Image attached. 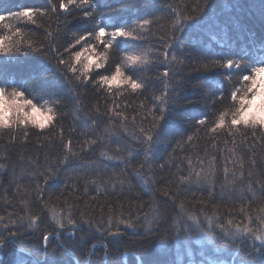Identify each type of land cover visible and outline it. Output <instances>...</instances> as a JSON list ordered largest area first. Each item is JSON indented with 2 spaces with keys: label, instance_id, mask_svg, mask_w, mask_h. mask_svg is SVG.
<instances>
[{
  "label": "trees",
  "instance_id": "trees-1",
  "mask_svg": "<svg viewBox=\"0 0 264 264\" xmlns=\"http://www.w3.org/2000/svg\"><path fill=\"white\" fill-rule=\"evenodd\" d=\"M91 2L96 12L110 14L116 21L128 25L126 30L133 31V36L144 37L142 40L132 37L117 38L118 49L111 52L106 68L94 69L92 76L98 79L97 72L111 74L113 66L120 63L125 74L138 77V82L147 77V90L140 96L139 91L132 93L130 88L124 86L114 88L112 94L108 95L103 88L97 91L89 84L88 93L84 95L83 103L76 104L74 114L71 102L76 93L72 89L78 82L69 80L72 73L67 71L66 65H58L56 57L59 53H54L39 43L45 38V28L38 25L41 22L49 25V31H54L59 25L62 33L59 45L60 51L63 52V45L71 41L73 34L91 29V25H86L83 18L87 9H73L69 13L61 14L59 21L55 18L49 20L45 16L32 23L15 17L14 13L25 8L41 9L46 6V0L0 2V14L6 16L4 21H0V25L8 24L11 29L21 32L20 36L13 37V42H20L19 51L7 55L0 54V85L23 92L25 98L32 100L38 107L48 106L69 113L65 115L62 123L65 136L72 137L78 152V156L69 162L57 164V149L44 147L46 142L43 135L51 130V125L43 131L29 126L27 130L32 134L30 142L23 144L20 141L10 143L9 136L4 135L0 141V163L6 165L4 169H0V215L6 219L4 224H0V234L8 237L11 230L17 232V235L9 238L6 246L0 247V264H50L53 257L45 252L46 247L48 253L56 249L55 259L58 264H264V252L261 251L264 245L260 240L254 239L246 232L231 235L248 222L239 211L241 201L234 195L235 186L231 183L225 185V157L233 161L228 167L236 171L238 179L241 161L243 171H248L247 159L241 157L238 152L233 155L227 151L232 147L228 144L224 151L217 154L218 172L213 177V185L195 183L194 175L191 185L179 182L181 172L184 175L189 174V158L196 171H200L196 165L198 159L205 155L202 149L207 146L208 151H216L211 148L209 138L204 132H200L199 138L197 137V129L200 127L197 118L202 117L206 109L196 101L206 89L193 88L192 85L223 87L228 79L225 73L235 71L213 67L209 72H197L194 68L208 64L212 59L223 63L227 58L243 59L249 65L261 66L260 63L264 62V0H183L181 7L186 11L182 18L181 31L176 33L175 40L168 17L174 12L171 5L180 4L181 0ZM143 19L153 21L149 32H141L137 28L138 24L143 23ZM177 19L179 21L181 18ZM102 22V19L97 20V23ZM10 35L12 32L9 28L0 27V36ZM108 38L110 37H105ZM165 40L173 44L171 49L166 47ZM29 43L33 48L41 47L42 51L37 52L29 48ZM97 50L102 51L103 45L97 44ZM129 51L146 55L150 65L123 66L125 54ZM163 52L170 53V61L172 56H177L178 61L182 63L172 61L174 66L170 68L169 63L159 62L163 60V56L158 54ZM67 58L65 53V59ZM145 68H148L147 72ZM165 71H170L171 76L175 78L172 84L163 78ZM232 81L235 83L236 78L232 77ZM177 82L182 85L176 90L181 103L172 106L173 118L166 137L170 143L152 146L140 142L139 128L150 127V117L146 120L142 115L137 116L134 110L139 104L137 100L133 102V107L125 112L128 117L126 121L113 117L114 121L127 124L126 129L116 132L110 140L92 147L85 145L83 151L79 150L80 145L76 142L82 143L85 138H94L89 127L97 118L94 108L91 107L94 93L105 97L111 107L115 105L110 102L119 98L121 108L116 110L122 111L124 104L132 101L134 96H140L149 106L159 103L153 101L151 93L155 92L156 96H160L166 85L171 90ZM236 87L241 85L237 84ZM104 105L105 100H101V111L104 110ZM133 116H137L135 122L131 119ZM71 128L76 130L71 131ZM23 131V128H18L15 134L19 136ZM102 134L108 135L104 132V126L96 130L95 136ZM189 135L193 136L192 141L187 140ZM37 136H40L38 142ZM93 147L96 148L95 152ZM220 147L223 148L224 145ZM149 148L152 151H149ZM127 150L131 151L132 157L128 156ZM101 151L113 159L102 157ZM126 158L132 159V166L125 167ZM255 158L258 167L254 171L258 174L259 165H264V152L259 147L256 149ZM101 160L103 164L99 163ZM146 160L153 162L141 171L147 172L154 181L147 187L141 183L135 172V168ZM94 163L97 168L104 169L103 175L98 172L95 176L99 188L84 179L85 172H92ZM51 168H55V171L51 172ZM45 171L50 174H42ZM120 180L125 181V189L128 188L127 181H131L133 191L130 194H119ZM112 184L117 185L116 193L112 192ZM105 188L106 191L100 190ZM165 190L169 193L167 196L163 194ZM25 196L30 201L28 207L41 216H47L42 227L49 231L55 226L52 210H55L58 217L64 218L69 210L77 216L82 212L90 213L96 220L103 217L105 227L110 217L114 224L118 219L135 221L138 214L143 217L145 212L149 213V220H154L160 214L163 218L151 225L137 224L135 230L119 224L123 235L115 237L101 236L99 233L88 234L87 225H83L82 230H77L76 235L72 237L67 231H63L62 236L56 235L57 239L55 235H50L46 245L39 238L38 231L26 230L20 223L10 224L7 219L14 211L19 216L27 214L23 202ZM149 204L150 207H145ZM243 206L248 208L253 216L264 215L260 206L249 208L247 201L243 202ZM229 218L235 221L233 225L227 224ZM12 219H16V216ZM23 224L26 226L27 220H24ZM251 226L255 228L254 224ZM67 227L70 226L66 224ZM149 227L151 231H148Z\"/></svg>",
  "mask_w": 264,
  "mask_h": 264
},
{
  "label": "snow or ice",
  "instance_id": "snow-or-ice-1",
  "mask_svg": "<svg viewBox=\"0 0 264 264\" xmlns=\"http://www.w3.org/2000/svg\"><path fill=\"white\" fill-rule=\"evenodd\" d=\"M2 2V0H0ZM183 0L180 4L174 3L171 7L174 8V12L168 17V22L172 26V36L173 40L176 38V33L181 31V25L183 23L185 8H182ZM199 7V5H197ZM73 9H87L84 11L83 18L86 25H91V29L80 31L77 34H73V37L69 43L63 45L64 51H60L59 38L61 36V30L59 25L56 26L54 31H49V25L41 22L38 26L45 28V38L40 41V44L44 45V48L51 50L54 53H59L56 57L58 65H66L67 71L72 73V77H69V80H74L78 82L77 86L72 90L76 93L72 104V113H75V106L78 103H83V97L88 93V86L91 84L93 89L97 91L103 88L108 95H111L114 88H121L127 86L131 89L132 93L140 92V96H143L147 90L146 79L140 80L138 82V77H134L132 74H125L124 69L121 67L120 63H117L113 66L111 74H101L97 72L98 79L95 76H92L93 70L105 69L106 65L110 59V54L114 49H118L119 41L117 38L123 37H132L133 39L142 40L144 37L142 35L133 36V31L126 30L128 25L122 24L115 20L113 16L108 13H99L95 11V8L91 0H46V6L41 9L35 8H25L14 13L15 17L25 19L26 21L36 23L37 18H43L47 16L49 20L55 18L57 21L60 19V15L64 13H69ZM178 17L181 19L178 21ZM6 16L0 14V21H4ZM98 19H102V23H97ZM153 21L148 19H143V23L138 24L137 28L141 32H149V26ZM0 27L9 28L12 32L10 36H0V54H10L14 51H19L18 44L19 41L13 42L14 36H20V30L11 29L8 24H2ZM114 29L113 31H108V29ZM135 30V29H134ZM110 37L105 39V37ZM95 41L96 43H93ZM97 44L103 45V50H97ZM166 47L171 49L173 44L168 43L165 40ZM29 48H33L31 43L28 44ZM73 49L75 51L73 52ZM34 51H42L41 47L37 46L33 48ZM151 51V49H149ZM65 53H67V59H65ZM158 55L163 56V60L159 61L161 63H169L170 68L173 67L172 61H177V63H182L178 61L177 56H172L171 61L169 60V52H163ZM125 59L131 65H150L149 59L140 55H129ZM261 66L249 65L243 59H232L227 58L225 62H218L216 59H212L208 64H201L194 68L197 72H209L215 68H223L229 70H235L225 73V76L228 78L227 83L223 87L214 88L212 85L208 84H194L193 88L204 87L206 89L205 93L201 98L196 101L198 104H202L206 111L202 114V117L197 118V124L200 126L197 129V137L199 138V133L204 132L205 135L209 138V144L212 149L216 151H208V147L205 146L202 151L205 155L202 159H198L196 167H199L201 170L196 171V168L193 167L192 160L188 159V175L180 173V183L191 185L193 183V175L196 177L195 183L200 185L211 186L215 183L213 179L214 175L218 172V157L217 154L221 151H224L228 144H231L232 147L228 148L227 151L235 155L237 152L240 153L241 157L247 159L248 161V171L245 173L243 171V162L240 163V177L239 179L236 176V171L228 167L229 163H233L232 160H229L225 157V164L223 167V174L225 179V185L228 183L233 184L234 195L237 196L241 201V207L239 209L243 218L247 219V225H241L237 228L236 232L231 233L232 236H235L236 233L246 232L249 236L254 239L260 240L261 244L264 245V215L253 216L248 208L243 206V202L247 201L250 207L260 206L261 210L264 211V165H259V173L257 174L254 169L258 167V162L255 158V153L257 147L264 152V62L260 63ZM247 69V72H245ZM145 72L148 71V68L144 69ZM163 78L169 81V84L175 80L171 76L170 71H165L162 74ZM232 77L236 78L235 83L232 81ZM159 78V77H158ZM240 84L241 87L237 88L236 85ZM230 86V87H229ZM182 87V85L177 82L175 83L171 90H169L168 85H166L165 90L162 91L160 96H156L155 92L151 93L153 101H159L152 106H149L144 100L140 99V96H134L132 101L127 104H124L122 111H117L116 109L121 108V101L119 98L113 99L110 103L114 104L115 107L109 106V102L103 96H97L93 94V103L91 105L94 108L97 118L93 120V125L89 126L94 138L87 139L85 138L83 142H76L80 145L79 150L83 151L84 146L89 147L95 146L98 143L103 141L110 140L116 134L127 128V124L120 123L119 121H114L113 117L122 118L127 120L128 117L125 115L127 109L133 107V102L139 100L138 107L134 110L137 113V116H144L150 127L145 128L140 126V142L147 143L148 145H159L170 143L166 139L168 134L169 125L173 118L172 106L179 105L180 99L177 95L176 90ZM17 91V90H16ZM21 95H24L23 92L18 91ZM105 100L104 110L101 111L100 101ZM231 101L229 104L228 102ZM210 102V104H209ZM192 103V101H188ZM52 113V118L45 124L31 125L33 128L40 130H46L51 125V130L47 131L43 135V139L46 142L44 144L45 148L51 146L52 148L57 149L58 155L56 156V162L66 163L69 162L73 157L78 156V152L74 145L73 139L71 136H65V130L63 126V119L65 115L69 113L61 112L60 109L54 110L52 107L48 109ZM217 113H219L217 115ZM137 116H133L131 119L135 122ZM106 118V119H105ZM101 126H104V132L108 135L95 136L96 130L100 129ZM29 126H24L22 123L19 127L10 125L8 122H5L3 125H0V129H9L11 131L5 132L0 131V141L3 140L4 135L9 136L10 143H16L20 141L22 144L24 142H30V136L32 134L27 130ZM18 128H23L24 131L17 136L15 130ZM75 128H71V131H75ZM251 130V131H249ZM85 136L87 133H83ZM237 137L239 139L237 140ZM40 140V136H37V142ZM188 141L193 140V136H187ZM116 142V141H114ZM224 145V147H220ZM247 146V147H246ZM92 150L95 152L96 148L93 147ZM128 151V156L132 157L130 150ZM149 151H152L149 148ZM102 157H106L108 160H112V156H107L103 151L100 152ZM153 159H155V153L153 152ZM153 161L146 160L140 163L138 168H135V172L138 178L141 179L146 187L149 186L154 181L148 175L147 172H142L141 170L145 167H148ZM100 164H103V161H99ZM125 167L132 166V159L126 158ZM205 164L207 170H205ZM4 163H0V169L5 168ZM163 168L164 165H161ZM51 172L55 171V168H51ZM104 169L97 168L96 163L92 165V172H85L84 179L89 180L93 185H97V180L95 179L96 174L99 172L103 175ZM44 175H49V171L42 173ZM229 176L231 179L229 180ZM125 181L120 180L119 194L124 195L126 193H131L133 191V185L131 181H127L128 188L123 187ZM224 185H222L223 187ZM99 188V185H97ZM106 191L107 189H100ZM112 192H117V185L112 184ZM164 195H168V191L165 190ZM23 202L26 205V215L19 216L15 211L7 217L10 224L20 223L21 227L27 229H32L33 231H38L40 233V239H42L45 244L49 242L50 235H63V231H67L69 236H75L77 230H82L83 225H87L88 234L94 235L99 233L101 236H119L123 233L119 229V224H124L126 228H133L135 230V225L144 226L145 224L151 225L157 223L162 219V214L158 215L154 220H149V213L145 212L144 216L139 214L135 217V221L129 219L127 222L124 219L116 220L115 224L113 219L110 217L106 223L103 222V217L100 220H96L90 213H80L78 216L74 215L70 210L66 218L58 217L53 211L52 220L54 221V227L49 231L47 228L42 227L43 221L47 219V216H41L39 213L33 211L31 207L27 205L30 204V201L26 199V196L23 198ZM145 207H150L145 205ZM181 210L183 211V204H181ZM109 211H112L109 209ZM16 216V219H12L13 216ZM214 215V214H213ZM6 217L0 215V224H4ZM27 220V225L23 224V221ZM211 223V221H209ZM235 221L231 218L228 219L227 224L233 225ZM66 224L70 227L66 228ZM255 225V228L251 225ZM8 225H5L7 227ZM115 228V230H114ZM59 229L60 231H57ZM148 231H151L149 227ZM17 232L9 230L8 237L0 234V247L6 246L9 238L15 237ZM147 235V232H146ZM84 237H81L83 239ZM94 248L95 245H92ZM107 254V245H105ZM261 251L264 252V247L261 248ZM45 252L53 257L50 261V264H58L55 257L57 256L56 249H52L48 253L47 247Z\"/></svg>",
  "mask_w": 264,
  "mask_h": 264
},
{
  "label": "clouds",
  "instance_id": "clouds-1",
  "mask_svg": "<svg viewBox=\"0 0 264 264\" xmlns=\"http://www.w3.org/2000/svg\"><path fill=\"white\" fill-rule=\"evenodd\" d=\"M49 108L48 106L38 107L36 103L26 99L15 89L0 85V125L5 122L17 127L21 123L24 126L43 125L52 118V113L48 111ZM5 130L11 131V128L0 129V131Z\"/></svg>",
  "mask_w": 264,
  "mask_h": 264
},
{
  "label": "rangeland",
  "instance_id": "rangeland-1",
  "mask_svg": "<svg viewBox=\"0 0 264 264\" xmlns=\"http://www.w3.org/2000/svg\"><path fill=\"white\" fill-rule=\"evenodd\" d=\"M127 54H125V57H127V56H129V55H140L139 54V52H137V51H135V52H126ZM125 57H124V63H123V66L124 65H130L131 66V64H129V62L125 59Z\"/></svg>",
  "mask_w": 264,
  "mask_h": 264
},
{
  "label": "water",
  "instance_id": "water-1",
  "mask_svg": "<svg viewBox=\"0 0 264 264\" xmlns=\"http://www.w3.org/2000/svg\"><path fill=\"white\" fill-rule=\"evenodd\" d=\"M54 237H55V239H57L56 235H55ZM91 248H92V247H91ZM89 254H90V257H91V255H92L91 252H90ZM192 264H193V263H192Z\"/></svg>",
  "mask_w": 264,
  "mask_h": 264
},
{
  "label": "bare ground",
  "instance_id": "bare-ground-1",
  "mask_svg": "<svg viewBox=\"0 0 264 264\" xmlns=\"http://www.w3.org/2000/svg\"><path fill=\"white\" fill-rule=\"evenodd\" d=\"M25 253V252H24Z\"/></svg>",
  "mask_w": 264,
  "mask_h": 264
}]
</instances>
